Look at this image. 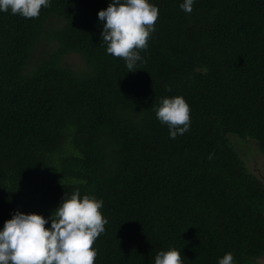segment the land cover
<instances>
[{
	"label": "trees",
	"instance_id": "1",
	"mask_svg": "<svg viewBox=\"0 0 264 264\" xmlns=\"http://www.w3.org/2000/svg\"><path fill=\"white\" fill-rule=\"evenodd\" d=\"M151 2L159 16L135 72L102 43L110 0L0 11V228L17 210L47 218L79 189L104 201L95 264H155L171 247L183 264L228 252L259 264L264 184L229 136L264 156V0H196L192 13ZM45 36L51 51L30 67ZM175 96L190 128L172 139L154 108Z\"/></svg>",
	"mask_w": 264,
	"mask_h": 264
},
{
	"label": "clouds",
	"instance_id": "2",
	"mask_svg": "<svg viewBox=\"0 0 264 264\" xmlns=\"http://www.w3.org/2000/svg\"><path fill=\"white\" fill-rule=\"evenodd\" d=\"M195 2L182 0L180 8L192 13ZM51 3L0 0V11L36 18ZM158 16L159 8L151 0H110L109 6L98 12L102 43L108 54L124 59L128 72H135L138 62L143 61L140 50L148 47ZM154 111L161 124L167 125L172 139L189 130L190 105L183 96L161 98ZM103 204L95 196H81L77 189L66 193L47 218L15 211L0 228V264H95L98 250L93 245L108 222L101 212ZM49 221L50 227H45ZM155 264H183L182 253L175 247L161 250ZM218 264H234L233 254L226 253Z\"/></svg>",
	"mask_w": 264,
	"mask_h": 264
},
{
	"label": "rangeland",
	"instance_id": "3",
	"mask_svg": "<svg viewBox=\"0 0 264 264\" xmlns=\"http://www.w3.org/2000/svg\"><path fill=\"white\" fill-rule=\"evenodd\" d=\"M58 26V21L56 18L52 17L50 23H47L46 30H51ZM50 42H47V36L44 37L40 46L34 52L33 57L30 62V67L34 66L36 63H40L46 53L51 51ZM67 63L73 67L77 72H82L85 67H82V61L79 56L71 54L68 56ZM229 142L231 146L236 150L239 157L245 162L248 169L256 175L261 182L264 184V156L258 149V145L251 141H242L235 135L229 136ZM34 213L40 214L39 210H34ZM259 264H264V257L261 259Z\"/></svg>",
	"mask_w": 264,
	"mask_h": 264
}]
</instances>
